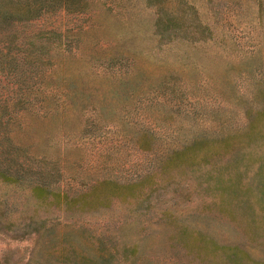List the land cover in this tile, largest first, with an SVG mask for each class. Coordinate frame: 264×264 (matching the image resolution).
<instances>
[{"label":"rangeland","instance_id":"1","mask_svg":"<svg viewBox=\"0 0 264 264\" xmlns=\"http://www.w3.org/2000/svg\"><path fill=\"white\" fill-rule=\"evenodd\" d=\"M35 1L0 19V264H264V0Z\"/></svg>","mask_w":264,"mask_h":264},{"label":"trees","instance_id":"2","mask_svg":"<svg viewBox=\"0 0 264 264\" xmlns=\"http://www.w3.org/2000/svg\"><path fill=\"white\" fill-rule=\"evenodd\" d=\"M18 2L19 0H0V19L29 17L39 11V7L34 5L37 7L35 8L30 2H25L24 4Z\"/></svg>","mask_w":264,"mask_h":264}]
</instances>
